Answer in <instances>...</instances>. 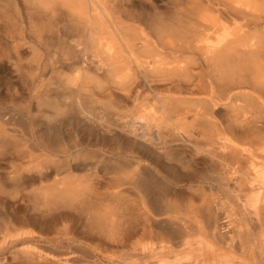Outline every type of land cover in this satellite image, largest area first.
I'll use <instances>...</instances> for the list:
<instances>
[{
  "label": "bare ground",
  "instance_id": "bare-ground-1",
  "mask_svg": "<svg viewBox=\"0 0 264 264\" xmlns=\"http://www.w3.org/2000/svg\"><path fill=\"white\" fill-rule=\"evenodd\" d=\"M26 1L41 16L69 19L61 91L75 120L95 138L134 148V168L117 187L153 185L147 177L156 163L183 149L208 164L199 186L221 187L229 200L205 228L187 225L171 244H139L134 262L188 264L164 256L210 238L224 264H264V9L249 17L231 0ZM95 96L111 111L92 109ZM121 219L111 210L94 224L109 240ZM22 254L35 264H89L35 248Z\"/></svg>",
  "mask_w": 264,
  "mask_h": 264
},
{
  "label": "rangeland",
  "instance_id": "rangeland-1",
  "mask_svg": "<svg viewBox=\"0 0 264 264\" xmlns=\"http://www.w3.org/2000/svg\"><path fill=\"white\" fill-rule=\"evenodd\" d=\"M231 1L249 17L264 9L262 0ZM31 6L0 0V264H35L22 254L31 248L89 264H136L132 249L139 244H171L175 233L185 237L187 225L205 228L218 208L228 211L221 187L199 186L198 176L210 174L208 164L183 149L156 163L147 177L153 185L117 187L134 168V148L95 138L75 120L62 85L69 19L41 16ZM87 104L111 111L105 97L88 98ZM111 210L122 214V228L109 241L94 219ZM198 242L164 258L224 264L210 238Z\"/></svg>",
  "mask_w": 264,
  "mask_h": 264
}]
</instances>
